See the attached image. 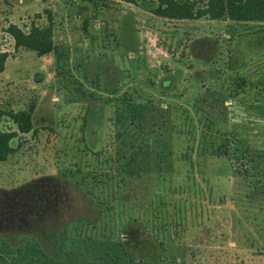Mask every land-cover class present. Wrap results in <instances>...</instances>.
<instances>
[{
  "label": "rangeland",
  "instance_id": "obj_1",
  "mask_svg": "<svg viewBox=\"0 0 264 264\" xmlns=\"http://www.w3.org/2000/svg\"><path fill=\"white\" fill-rule=\"evenodd\" d=\"M155 6L0 0V132L17 133L0 264H37L29 246L41 264H108L100 243L124 244L122 264H264V23L169 21ZM46 11L58 56L16 49L7 28L46 25ZM23 111L29 134L5 114ZM230 141L260 169L233 175ZM187 175L198 186L174 194Z\"/></svg>",
  "mask_w": 264,
  "mask_h": 264
},
{
  "label": "trees",
  "instance_id": "obj_2",
  "mask_svg": "<svg viewBox=\"0 0 264 264\" xmlns=\"http://www.w3.org/2000/svg\"><path fill=\"white\" fill-rule=\"evenodd\" d=\"M125 3H136V0H120ZM156 6L152 8V13L162 19L169 21H185V20H200L208 19L211 21H220L227 19L230 22L235 23H264V0H150ZM49 21L46 25L39 24L35 21L32 22L30 29L25 31L17 25L11 24L7 28V32L13 38L16 49H24L35 52L38 56H46L52 52L57 53L54 41H53V21L50 11H46ZM9 58L7 53L0 54V74L5 71L6 61ZM18 126V130L22 134H29L33 131L32 111H23L20 113H5ZM264 114V113H263ZM238 128V126L236 127ZM238 132V131H237ZM248 132H251L249 130ZM240 133V132H239ZM242 134V133H240ZM243 136V135H241ZM245 136V135H244ZM17 137L16 132H0V165L6 164L9 157L15 152L11 146V141ZM240 142V141H236ZM254 146V145H251ZM260 146H264V142ZM231 147V148H230ZM264 148V147H261ZM249 148L243 150L240 145L230 141L229 144V160L231 167L233 166V175L240 174V169H246L247 164H253L252 170L258 171L262 161H258L253 156ZM231 150V151H230ZM258 152V153H256ZM264 152V149H262ZM255 151L256 156L263 158L264 153ZM258 161V164L255 165ZM130 169L124 170V175L130 179L134 178L135 174L129 173ZM184 177V176H183ZM206 182L207 178H204ZM185 181V183H183ZM177 183L173 189V193L176 195H190L191 189L189 186L197 185L196 179L187 175L184 180ZM198 186V185H197ZM210 186V183L207 184ZM212 190V189H211ZM212 193V191L210 192ZM90 241V240H89ZM100 243L98 250H103L106 256L109 257L108 264H122V257L119 252L124 248V244L117 243ZM30 251V252H29ZM27 253H35L39 255L38 259H34L37 264H41L42 260H39L43 256L44 252L36 248L35 246L28 247ZM115 257V258H114ZM25 254V259H26ZM20 258L14 260V264H22Z\"/></svg>",
  "mask_w": 264,
  "mask_h": 264
},
{
  "label": "crops",
  "instance_id": "obj_3",
  "mask_svg": "<svg viewBox=\"0 0 264 264\" xmlns=\"http://www.w3.org/2000/svg\"><path fill=\"white\" fill-rule=\"evenodd\" d=\"M55 47H56V44H55ZM53 53H55V54H56V56H58V55H57V54H58V51H57V53H56V51H55V52H53ZM56 56H55V57H56ZM5 69H6V67H5ZM4 164H5V163H4ZM4 164H3V165H4ZM0 166H1V165H0Z\"/></svg>",
  "mask_w": 264,
  "mask_h": 264
}]
</instances>
